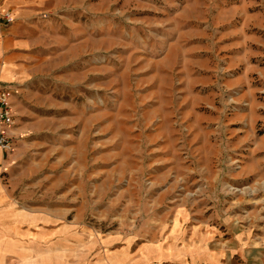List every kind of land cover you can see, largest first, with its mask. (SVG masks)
Listing matches in <instances>:
<instances>
[{"label":"rangeland","instance_id":"obj_1","mask_svg":"<svg viewBox=\"0 0 264 264\" xmlns=\"http://www.w3.org/2000/svg\"><path fill=\"white\" fill-rule=\"evenodd\" d=\"M38 1L7 84L0 223L64 244H264V0Z\"/></svg>","mask_w":264,"mask_h":264},{"label":"crops","instance_id":"obj_2","mask_svg":"<svg viewBox=\"0 0 264 264\" xmlns=\"http://www.w3.org/2000/svg\"><path fill=\"white\" fill-rule=\"evenodd\" d=\"M39 5L38 0H0L2 84L19 77L23 49L36 42L33 32L39 27ZM6 11L12 13V22L3 18ZM118 241L123 239L109 235L100 241L64 244L63 239H48L44 228L34 223H0V264H264V244H254L245 233L187 248Z\"/></svg>","mask_w":264,"mask_h":264},{"label":"built area","instance_id":"obj_3","mask_svg":"<svg viewBox=\"0 0 264 264\" xmlns=\"http://www.w3.org/2000/svg\"><path fill=\"white\" fill-rule=\"evenodd\" d=\"M3 18L7 23L14 20L10 11H6ZM12 94V88L0 82V148L4 153H10L15 147L12 128L16 123V113L11 103Z\"/></svg>","mask_w":264,"mask_h":264}]
</instances>
